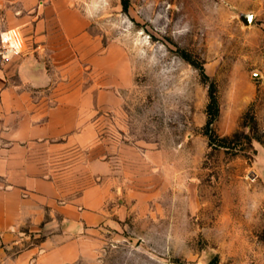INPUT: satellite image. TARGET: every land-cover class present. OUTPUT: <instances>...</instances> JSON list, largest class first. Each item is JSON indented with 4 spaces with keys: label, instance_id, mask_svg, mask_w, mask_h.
I'll return each mask as SVG.
<instances>
[{
    "label": "rangeland",
    "instance_id": "rangeland-1",
    "mask_svg": "<svg viewBox=\"0 0 264 264\" xmlns=\"http://www.w3.org/2000/svg\"><path fill=\"white\" fill-rule=\"evenodd\" d=\"M49 2L0 0V66L33 57L49 136L29 154L93 218L58 214L7 251L56 230L66 264H264L263 0Z\"/></svg>",
    "mask_w": 264,
    "mask_h": 264
},
{
    "label": "crops",
    "instance_id": "crops-1",
    "mask_svg": "<svg viewBox=\"0 0 264 264\" xmlns=\"http://www.w3.org/2000/svg\"><path fill=\"white\" fill-rule=\"evenodd\" d=\"M45 11L65 18L70 10L65 0H51ZM42 76L31 55H25L15 75L0 66V264H66L78 253L74 241L56 230L19 253L7 250L25 242L28 234L43 225H55L58 214L62 223L81 216L93 218L74 205L59 204V188L44 178L42 165L29 154L35 138L49 136V124L33 123L34 85Z\"/></svg>",
    "mask_w": 264,
    "mask_h": 264
},
{
    "label": "built area",
    "instance_id": "built-area-1",
    "mask_svg": "<svg viewBox=\"0 0 264 264\" xmlns=\"http://www.w3.org/2000/svg\"><path fill=\"white\" fill-rule=\"evenodd\" d=\"M264 2V0H263ZM5 36H9V39H5ZM13 35L11 33V31H5L2 33L1 35V41L4 44L5 48L11 52V53H18L20 50L17 46L13 45Z\"/></svg>",
    "mask_w": 264,
    "mask_h": 264
},
{
    "label": "water",
    "instance_id": "water-1",
    "mask_svg": "<svg viewBox=\"0 0 264 264\" xmlns=\"http://www.w3.org/2000/svg\"><path fill=\"white\" fill-rule=\"evenodd\" d=\"M238 15L240 20L246 25L251 24L255 17L254 13L252 12H239Z\"/></svg>",
    "mask_w": 264,
    "mask_h": 264
},
{
    "label": "trees",
    "instance_id": "trees-1",
    "mask_svg": "<svg viewBox=\"0 0 264 264\" xmlns=\"http://www.w3.org/2000/svg\"><path fill=\"white\" fill-rule=\"evenodd\" d=\"M123 4H124V7L127 8L129 6V0H123ZM212 101L213 103L216 104V111H217V99H216V96L214 94H212ZM217 114V113H216ZM211 123V121H210Z\"/></svg>",
    "mask_w": 264,
    "mask_h": 264
},
{
    "label": "clouds",
    "instance_id": "clouds-1",
    "mask_svg": "<svg viewBox=\"0 0 264 264\" xmlns=\"http://www.w3.org/2000/svg\"><path fill=\"white\" fill-rule=\"evenodd\" d=\"M10 37L9 36H5V39H9Z\"/></svg>",
    "mask_w": 264,
    "mask_h": 264
}]
</instances>
